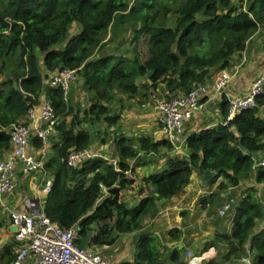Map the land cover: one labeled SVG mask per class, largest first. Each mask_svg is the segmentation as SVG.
I'll return each mask as SVG.
<instances>
[{
  "label": "trees",
  "instance_id": "16d2710c",
  "mask_svg": "<svg viewBox=\"0 0 264 264\" xmlns=\"http://www.w3.org/2000/svg\"><path fill=\"white\" fill-rule=\"evenodd\" d=\"M172 12L179 17L176 25L169 26L166 19ZM130 22L135 23L133 37H128L133 46L120 51L127 40L115 35ZM74 25L77 31L71 33ZM263 28L264 0H0V73L14 69L0 82V155L11 147L7 128L20 122L32 106L26 97L39 100L44 92L61 117L59 137L46 163L54 182L44 210L63 228L81 224L77 243L88 229L93 230V245L99 247L116 241L114 231L125 233L140 227L144 215L156 214L158 197L182 191L195 171L201 175L216 172L212 182L226 178L227 183L219 184L223 189L238 187L253 176L261 183L264 168L254 171L253 160L264 148V94L257 98L256 107L236 115L228 125L220 123L191 133L187 137L190 154L169 158L166 170L145 179L156 185L158 195L146 196L133 207L123 201L110 205L112 216L114 209L118 212L115 221L101 219L106 214L105 207L98 204L101 185L126 188L133 182L126 174L131 170V158L162 146L171 149L172 144L164 138L142 136L135 148L123 137L118 138L115 143L121 171L102 157L79 168L69 167L60 158L71 149L89 148L93 136L82 128L84 121L117 123L119 116L112 114L110 107L112 91L136 95L140 79L147 76L151 86L162 89L167 97L185 93L196 82H206L212 71L230 68L233 56L242 53ZM108 42L113 46L107 52ZM64 68L77 69L94 93V102L82 117L64 102L60 88L45 85L48 74ZM228 105L229 101L223 100L226 115ZM70 115L72 121L68 123ZM34 143L41 145L40 139ZM263 214L255 189H249L236 203L229 238L237 245L233 243L228 254L244 250L250 243L257 250L254 264H264V228L255 232ZM168 234L175 241L181 230L175 228ZM16 251L14 240L5 244L0 249V264H12ZM179 251L174 250L173 260H179ZM137 252L139 261L124 264H163L162 246L148 235L139 238Z\"/></svg>",
  "mask_w": 264,
  "mask_h": 264
},
{
  "label": "crops",
  "instance_id": "0c3cea01",
  "mask_svg": "<svg viewBox=\"0 0 264 264\" xmlns=\"http://www.w3.org/2000/svg\"><path fill=\"white\" fill-rule=\"evenodd\" d=\"M233 74L231 82L220 93H215L212 87L213 80L218 71H212V75L206 80L209 84V92L202 98L204 108L197 111L188 123L184 135L175 143L172 148L165 146L158 151L151 153H139L137 157L129 160L131 165L128 177L133 179L132 184L121 188L120 202L128 203L129 207L138 205L146 196H157L156 185L147 181L152 175H156L168 168V159L175 155H189L187 147V137L191 133L202 129L224 123L226 113L222 107L223 100H229L233 95H244L248 92L253 79L264 71V34L259 31L252 38L242 53L233 56L231 67L226 69ZM149 82V81H148ZM142 83H145L142 81ZM149 84V83H148ZM83 86V91L80 89ZM161 88V86H160ZM163 92V90L161 89ZM141 91H139L140 93ZM153 91L141 93V97L136 94L126 98H131L123 105L110 107L112 114L118 115L116 124L109 125L105 121H96L94 124L84 121L82 128L88 129L92 133V140L89 148L99 151L107 156H118L116 147V137L121 133L126 138V144L135 148L139 147L138 139L142 136L153 137L154 140L161 139V132L158 123L159 112L157 104L162 100L158 99ZM77 93L81 100L87 95L90 101L88 106H84L81 113L88 109L94 102V93L90 91L80 78L72 85L71 96ZM164 93V92H163ZM166 94V92L164 93ZM164 99V98H163ZM80 99L77 98V102ZM105 102V101H104ZM82 114L79 116L82 117ZM261 115L264 117V107ZM68 123L72 121V115L69 116ZM22 118L20 121H23ZM107 124L112 139L106 140L99 136V128L102 124ZM104 126V125H103ZM77 127V126H76ZM80 127H77V129ZM115 134V135H114ZM113 143V144H112ZM49 175H53L52 170L47 167ZM227 183V179L219 177L215 182L204 186L201 174L195 171L191 176L190 183L179 193L170 197H158L157 212L155 215L149 213L141 218L140 227L137 229L118 233L116 241L111 245L102 247L96 246L95 250L102 252L114 264H124L125 262L139 261L137 252V242L142 235H148L153 238L157 244L162 246L161 259L163 264H182L187 259V251L194 255L203 257L202 264H254L257 256V250L251 248L250 243L245 244L244 250L228 254L233 243L237 241L229 238L232 233L235 221L236 207L225 215H220L219 211L230 198L237 202L245 197L249 189H255V196L263 204L264 212V181L259 183L253 178L241 182L238 187L229 186L220 188V183ZM39 185L34 183L30 176L18 173L17 191L3 200L0 198V249L14 239L15 228L9 219V210L17 209L36 213L39 209H44L47 196H44ZM100 198L108 196V192L101 188ZM4 200H7L6 203ZM6 204H5V203ZM6 207V208H4ZM118 212L114 209L112 221L117 219ZM95 224H93V227ZM181 230L178 240H170L169 232L172 229ZM264 228V214L257 222L255 232ZM176 245L178 248L179 260L172 259V253Z\"/></svg>",
  "mask_w": 264,
  "mask_h": 264
},
{
  "label": "built area",
  "instance_id": "2783aa9c",
  "mask_svg": "<svg viewBox=\"0 0 264 264\" xmlns=\"http://www.w3.org/2000/svg\"><path fill=\"white\" fill-rule=\"evenodd\" d=\"M264 34V28L262 29ZM233 74L226 69L215 76L212 87L215 93L222 92L231 82ZM79 79L78 70L64 68L50 73L45 78V85L60 88L63 100L69 103L72 85ZM209 92V84L196 82L189 91L162 99L156 106L161 138L175 143L181 138L188 123L197 111L204 108L202 98ZM264 94V71L252 81L244 95L229 97L228 113L224 123L228 125L236 115L257 106V98ZM39 105H32L24 120L7 128L11 137V147L0 155V197L9 196L17 189L18 173L30 176L44 196L51 193L54 177L49 175L46 163L53 155V144L59 137L60 117L53 102L42 92ZM35 139L41 145L35 146ZM97 157H104L120 171L119 160L105 156L99 151L71 149L60 161L71 168H79L83 163ZM264 168V148L254 157L253 169ZM101 187L107 190L103 184ZM235 199L225 202L220 215H225L232 208ZM6 208V207H4ZM9 218L15 227L14 240L17 243L16 256L12 264H114L98 251L87 248L79 249L78 224L63 228L50 219L44 209L36 213L23 210H9ZM186 264H202V256L188 253Z\"/></svg>",
  "mask_w": 264,
  "mask_h": 264
},
{
  "label": "rangeland",
  "instance_id": "374dc122",
  "mask_svg": "<svg viewBox=\"0 0 264 264\" xmlns=\"http://www.w3.org/2000/svg\"><path fill=\"white\" fill-rule=\"evenodd\" d=\"M131 1H134V0H131ZM246 6H247V3H246ZM178 17H179V14L177 13V12H172V13H170L169 14V16H168V18L166 19V23H167V25H169V26H171V25H176V22H177V19H178ZM134 26H135V23H133V22H130V23H126V24H124L122 27H121V30H120V32L119 33H117L116 35H115V37H125V39L127 40L126 42H125V44H124V46L122 47H120V48H122L120 51H122L123 49H125V48H128V47H132L133 45L130 43V41L128 40V37H133V30H135L134 29ZM77 31V26H75L74 25V27L72 28V30H71V33H75ZM263 33V32H262ZM117 41H119V39H117ZM109 42H111V41H109ZM108 42V43H109ZM117 43V42H116ZM128 43H130V44H128ZM113 46V44L112 43H109V45H107V48H106V51L108 52V51H110L109 49L111 48ZM113 52H115V49H114V51ZM125 53V52H124ZM131 53V52H130ZM128 55H131V54H129L128 53ZM0 68H1V66H0ZM13 68H10V69H7V70H3V71H1V73H0V82L1 81H3V80H5V79H7L8 77H9V75H11V73L13 72ZM148 80V78H147V76H144V77H142L141 79H140V85H141V88H140V93H138V95L141 97V93H143V92H145V91H147V92H149L150 90L151 91H153L152 93L153 94H156L157 95V97H158V99H163V98H167V96H166V94H164L162 91H161V89H158L157 90V88H155V87H152L151 86V82L149 81H147ZM142 81L143 82H145V84H142ZM149 83V84H148ZM83 91V86H82V88L80 89V91ZM77 98H79L80 99V101L79 102H77ZM85 99L84 100H81V97L77 94V93H75V94H73L71 97H70V100H69V103H70V105H72L73 106V110H74V112H76V113H79V114H82L81 113V111H82V109H83V107L85 106H88V104H89V100H88V98H87V95L84 97ZM111 99V101H110V104H112V106H115V105H123V102L124 101H128L129 99H131V98H126L125 97V95L123 94V93H121V92H119V91H112V93L110 94V96H109V100ZM64 117V116H63ZM61 118V117H60ZM70 119V117L68 116L67 117V121ZM104 125V126H103ZM108 127H110L109 125H107L106 123L105 124H102V125H100V128H99V131H98V133H99V136H103L104 137V139L106 138V140H110V139H112V135H110V133L111 132H109V128ZM120 134V136L119 135H115V137H116V140L118 139V138H121L123 135L121 134V133H119ZM124 138V137H123ZM124 139H126V138H124ZM113 144V143H112ZM167 148V147H166ZM159 150V149H158ZM116 155H118L119 156V153H117ZM16 191H17V189H16ZM15 191V192H16ZM13 195V194H12ZM10 196V195H9ZM6 196L5 195H3V196H1L0 198H1V200H3L4 198H5ZM6 203H8L7 202V200H4ZM4 202V203H5ZM5 203V204H6ZM1 245V244H0ZM96 246L95 245H93V243H90V248L91 249H96L95 248ZM102 253V252H101ZM103 254V253H102ZM104 255V254H103Z\"/></svg>",
  "mask_w": 264,
  "mask_h": 264
},
{
  "label": "water",
  "instance_id": "95a60500",
  "mask_svg": "<svg viewBox=\"0 0 264 264\" xmlns=\"http://www.w3.org/2000/svg\"><path fill=\"white\" fill-rule=\"evenodd\" d=\"M26 101L30 102L34 106L39 105V100H36L34 96L28 95L26 97ZM217 176L216 172L213 173H206L201 175V179L203 181V185H209L214 178ZM120 196H121V188L119 186H114L108 189V196L102 201V205L106 209V214L101 217V219H105L107 217L112 218V214L110 212V205H118L120 203ZM81 229V224L79 225V230ZM95 235L93 234V230L88 229L86 235L80 239L79 242V249L84 250L89 247L91 242L95 241ZM175 248H181V245H176Z\"/></svg>",
  "mask_w": 264,
  "mask_h": 264
},
{
  "label": "clouds",
  "instance_id": "9594fccd",
  "mask_svg": "<svg viewBox=\"0 0 264 264\" xmlns=\"http://www.w3.org/2000/svg\"><path fill=\"white\" fill-rule=\"evenodd\" d=\"M223 124H225V123H223ZM226 125V124H225ZM105 156H107L106 154H104ZM113 157H116V156H113ZM102 158H104V157H102ZM116 158H118V160H119V157L117 156ZM105 159V158H104ZM107 160V159H106ZM109 163V162H108ZM253 163H254V160H253ZM110 164V163H109ZM119 164H120V161H119ZM111 165V164H110ZM47 167V166H46ZM114 167V166H113ZM116 170V169H115ZM254 170V169H253ZM118 171V170H117ZM120 171H121V166H120ZM255 171V170H254ZM128 173H130V171H127L126 172V174H127V176H128ZM105 186V185H104ZM115 186H119V185H115ZM106 187V186H105ZM114 187V186H113ZM120 187V186H119ZM102 188V187H101ZM112 188V187H111ZM121 188V187H120ZM108 187H107V192H108ZM101 196L99 195V199H98V204H102V201L105 199H101L100 198ZM231 199V198H230ZM234 199V198H233ZM236 203H237V201L235 200V202L233 203V205H232V208H233V206H235L236 207ZM113 206V205H112ZM232 208H231V210H232ZM230 210V211H231ZM228 213V212H227ZM10 219V218H9ZM111 219H113V217L111 218ZM13 225V224H12ZM79 225L80 224H78V230H79ZM15 228V227H14ZM93 234L95 235V233H94V231H93ZM14 240V239H13ZM15 241V240H14ZM91 243H93V242H91ZM78 246H79V243H78ZM88 248H90V244H89V247ZM91 249V248H90ZM176 249V248H175ZM94 250V249H93ZM95 251H97V250H95ZM99 252V251H98ZM189 252H191V251H187V259H186V261L184 262V264H186V262L188 261V259H189V255H188V253ZM101 253V252H100ZM102 254V253H101ZM191 254L192 255H194L192 252H191ZM105 256V255H104ZM196 256H201V255H196ZM107 257V256H106ZM202 261H203V257H202Z\"/></svg>",
  "mask_w": 264,
  "mask_h": 264
}]
</instances>
